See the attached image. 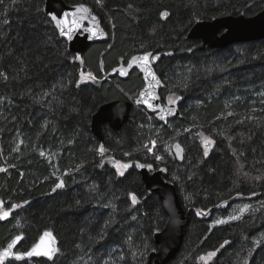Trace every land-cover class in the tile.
<instances>
[{"label":"trees","instance_id":"trees-1","mask_svg":"<svg viewBox=\"0 0 264 264\" xmlns=\"http://www.w3.org/2000/svg\"><path fill=\"white\" fill-rule=\"evenodd\" d=\"M63 1L90 6L107 31L80 57L46 0H0V213L15 209L0 219V250L17 236L18 253L44 233L57 242L52 259L7 264H147L168 216L138 164L168 169L190 218L167 264H264V40L200 50L187 39L199 21L256 16L264 0ZM144 53L180 118L163 122L136 105L139 70L107 76ZM116 100L133 103L131 118L119 134L105 126L101 153L92 117Z\"/></svg>","mask_w":264,"mask_h":264},{"label":"water","instance_id":"water-1","mask_svg":"<svg viewBox=\"0 0 264 264\" xmlns=\"http://www.w3.org/2000/svg\"><path fill=\"white\" fill-rule=\"evenodd\" d=\"M83 9H87V11H83ZM164 13H167V16H164ZM45 14L53 22L61 39L68 43L69 50L78 57L93 43L104 42L107 39V31L103 26L102 19L86 4L69 5L63 0H46ZM54 16L56 19H53ZM168 17L169 13L166 11L161 14L163 21ZM187 39L199 40L201 45L197 49L200 50H206L207 48L227 49L233 43L262 41L264 40V10L253 17L244 15L239 17L226 16L215 18L211 21H199L189 32ZM146 54L148 53L134 56L128 68L119 67L109 73L108 77L119 74L125 79L131 69L139 70L143 75L144 87L136 99V105L146 109L151 114H158L163 122L173 118H180L181 111L179 107L175 103H164L159 96L164 84L156 73L152 62V54L149 56L147 63L140 59H134L143 57ZM122 70L124 74H121ZM150 72L155 75L159 83L152 78ZM137 101L140 102L137 103ZM132 109L133 103L121 100L108 102L100 106L92 117L91 131L101 142V148H103L106 139L105 126L108 125L119 134L124 125L130 121ZM162 116L164 117L163 119H161ZM205 147L210 152L212 143L207 146L205 144ZM172 152L179 161L184 160L185 150L182 145L175 143ZM139 165H144L145 167L141 168ZM137 170L142 176L146 190L159 197L162 207L168 216L165 227L156 230L153 234L157 249H153L149 253L147 264H167L180 251L184 238V229L188 226L190 218L181 205L175 184L167 178L168 169L166 167L155 169L152 165L138 164ZM14 210L6 211L9 212V215L2 220H8ZM13 240L15 238L8 242L0 252L6 250ZM21 241L22 237L13 247L12 253L4 258L3 264H7L11 260L52 259L57 250L55 238L52 235L46 237L44 233L33 247L40 245L42 251L51 250V258L45 255L28 257L26 255L27 252H17ZM16 254H24L23 259H16Z\"/></svg>","mask_w":264,"mask_h":264},{"label":"snow or ice","instance_id":"snow-or-ice-1","mask_svg":"<svg viewBox=\"0 0 264 264\" xmlns=\"http://www.w3.org/2000/svg\"><path fill=\"white\" fill-rule=\"evenodd\" d=\"M99 2H100V0H98V3H99ZM83 11H87V9H83ZM163 15H164V16H167V13H164ZM53 19H56V17L54 16ZM62 32H63V30H62ZM150 55H151V53H148V54H146V55L143 56V57H137V58H134V59H140V60L144 61L145 63H147ZM121 74H124L123 70L121 71ZM150 75H152V78H153L154 80H156V77H155L154 74H152V73L150 72ZM156 82L159 83L158 80H156ZM139 102H140V101H137V103H139ZM169 102H170V103H175V101L172 100L171 98H169ZM149 107H151V105H149ZM163 118H164V117L162 116L161 119H163ZM153 143H154V142H153ZM211 143H213L211 140L205 138V144H206V146L209 145V144H211ZM177 148H179V146H177ZM100 151H101V153H103L104 149L101 148ZM205 155H207V147H206V149H205ZM119 167H120V168H124V169H126V168L129 167V165L124 164V165H119ZM139 167L143 168V167H145V166H144V165H139ZM149 167H151V166H149ZM120 174L123 175V172H121ZM62 186H63V182L61 181V183L58 184L57 187H62ZM131 199H132V202H133V203H136V202H137V198H136V196H135L134 194L131 196ZM198 214H199V213H198ZM8 215H9V212H6V211L3 212V213H0V219H5V218L8 217ZM238 218H239V217H233V219H238ZM45 236H46V237L51 236V233H45ZM20 239H21V237H20V236H17V237L15 238V240H13L12 243H10V244L8 245V247H7L6 250H4L3 252H0V264H3V260H4V258H5V257H8V256L12 253V249H13V247L15 246V244H16ZM225 243H227V242H225ZM51 254H52L51 250L42 251L41 248H40V245H36L35 247H33V249H32L31 251H29V252L26 253V255H27L28 257H32L33 255H36V256L45 255V256H48L49 258H51ZM214 255H215L214 252H210V253H208V257H209V258L212 257V256H214ZM23 256H24V254H16V259H23ZM201 259H204V258L202 257Z\"/></svg>","mask_w":264,"mask_h":264},{"label":"rangeland","instance_id":"rangeland-1","mask_svg":"<svg viewBox=\"0 0 264 264\" xmlns=\"http://www.w3.org/2000/svg\"><path fill=\"white\" fill-rule=\"evenodd\" d=\"M153 62H154V60H153ZM83 81H84V82H86V81L88 82V81H91V80L83 78ZM171 99L174 100L175 103L178 104L179 100H178L177 98L174 97V98H171ZM170 152L172 153V145H171ZM158 160H160V158H158ZM244 210H245V208H243V210H241V212H244ZM236 217H238V216H236ZM224 222H225V221H224Z\"/></svg>","mask_w":264,"mask_h":264},{"label":"flooded vegetation","instance_id":"flooded-vegetation-1","mask_svg":"<svg viewBox=\"0 0 264 264\" xmlns=\"http://www.w3.org/2000/svg\"><path fill=\"white\" fill-rule=\"evenodd\" d=\"M125 68H128V67H125ZM132 70V69H131ZM130 70V71H131ZM130 71L127 73L128 75H129V73H130ZM127 78V77H126ZM162 82H163V80H162ZM163 84H164V87H163V89H161L160 90V92L162 91V90H164L166 87H165V83L163 82ZM160 92H159V96H160ZM171 98V97H170ZM169 102V98L167 99V101H165L164 103H168ZM178 107H179V105L177 104V103H175ZM172 120V119H171ZM168 121H170V120H168ZM167 121V122H168ZM212 148V147H211ZM211 151V150H210ZM173 153V152H172ZM207 153H209L208 151H207Z\"/></svg>","mask_w":264,"mask_h":264},{"label":"bare ground","instance_id":"bare-ground-1","mask_svg":"<svg viewBox=\"0 0 264 264\" xmlns=\"http://www.w3.org/2000/svg\"><path fill=\"white\" fill-rule=\"evenodd\" d=\"M165 12V11H164ZM262 12V11H261ZM108 76V75H107Z\"/></svg>","mask_w":264,"mask_h":264}]
</instances>
